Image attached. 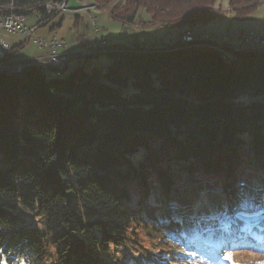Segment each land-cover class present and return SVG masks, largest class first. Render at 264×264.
Instances as JSON below:
<instances>
[{"label": "trees", "instance_id": "16d2710c", "mask_svg": "<svg viewBox=\"0 0 264 264\" xmlns=\"http://www.w3.org/2000/svg\"><path fill=\"white\" fill-rule=\"evenodd\" d=\"M65 1L0 0V17L49 22L45 3ZM257 1L227 5L241 20ZM126 2L150 22L128 6L112 22L175 35L226 16L220 0ZM176 43L107 44L105 68L83 58L61 76L0 73V264H207L193 235L201 251L264 236L242 218L264 213V49L226 63Z\"/></svg>", "mask_w": 264, "mask_h": 264}, {"label": "rangeland", "instance_id": "374dc122", "mask_svg": "<svg viewBox=\"0 0 264 264\" xmlns=\"http://www.w3.org/2000/svg\"><path fill=\"white\" fill-rule=\"evenodd\" d=\"M97 3H96V2ZM219 10L222 13H226V16H223L220 20L211 22L210 24L202 27V30H189V32L198 33V34H208V33H224L229 29H238L244 27L247 30H262L264 28V4L260 1H257L259 4L254 10L249 12L243 19L237 20L234 17V14L231 12L230 7L227 5V0H220ZM95 4L96 7L90 11H78L74 12L73 10H80L84 5ZM118 6L119 8L123 6H128L126 0H68L66 4L67 10L63 13H60L50 19V21L39 27L34 33L33 37L49 39L54 34L57 39L60 38L67 46L72 48L71 50L61 52V55H68V64L70 67H76L81 65L82 59L87 58V68L97 67L105 68L108 65L109 58L107 54L102 55H94V53L86 52V50H82L79 47V43L81 41L85 42H98V35L94 33L93 28L90 25L89 20L93 18H97V27L99 29L100 36H104L107 40L112 41L115 44H122L124 47L132 48V44L135 46L140 45H158L159 42L163 41L166 44L172 43L174 44L179 41H176V35L174 32L167 30L163 27H150L145 26L141 23L140 20L136 23V25H121L118 22H112L109 19V10L113 7ZM131 9L137 10L138 15L140 14L142 18L148 20L147 15H144L143 10L140 8L137 9L134 6H128ZM124 8V7H123ZM75 15H78V23L74 24ZM37 22V18L35 16H28L25 20V26L31 27ZM150 22V21H149ZM60 24V26H58ZM54 28V29H53ZM53 29V31H50ZM215 30V31H214ZM52 33V34H51ZM81 37H84L82 40ZM3 41L7 44H10L11 47L15 49V55L17 58L22 60H28L36 57H40L43 52L39 50L38 46L34 42H29L27 44H23V38L17 35L8 34L4 31L0 32V41ZM180 40V37H179ZM172 41V42H171ZM111 42V43H112ZM176 43V44H177ZM22 44L21 47L19 45ZM140 44V45H136ZM74 49V50H73ZM82 55H80V54ZM92 54V55H91ZM86 55V56H84ZM83 56V57H81ZM65 64V63H64ZM63 64V65H64ZM67 65V62H66ZM66 65L64 67H66ZM32 67V65H28L27 69ZM52 69V68H50ZM62 69V68H61ZM63 70V69H62ZM243 220L250 224H255L259 219L264 220V213L257 214L254 217H242ZM142 241L145 245H148L147 238L143 232H138ZM195 241L194 247L195 249H202V246L199 244L198 237L192 236ZM261 240H264L262 238ZM241 242V241H240ZM152 242L150 245L158 246L160 243ZM256 247L252 250H244L239 249L236 251V248H229L230 244L227 243V246L218 251L210 250L208 248L204 249V254L207 257H211L213 261L212 264H264V248L263 250H259L261 247L259 246V242H255ZM258 243V244H257ZM145 246V247H146ZM259 247V248H257ZM240 248V246L238 247ZM198 252V251H197ZM230 254V255H229ZM226 255H229L230 259H226ZM225 257V258H224ZM228 257V256H227ZM221 259V260H219ZM219 260V261H218ZM190 264H202L200 261H195ZM211 264V263H208Z\"/></svg>", "mask_w": 264, "mask_h": 264}, {"label": "built area", "instance_id": "2783aa9c", "mask_svg": "<svg viewBox=\"0 0 264 264\" xmlns=\"http://www.w3.org/2000/svg\"><path fill=\"white\" fill-rule=\"evenodd\" d=\"M68 0L63 2V4L56 3H47L46 5H51V12H46L48 15L54 17L60 13H63L67 10L66 4ZM89 11V6L84 5L80 10H73L74 12L78 11ZM27 16L24 17H15V19H5L4 22L0 24V32L4 31L8 34L17 35L23 38L24 45L29 42L39 43L41 45V51L44 52V55L39 58H32L28 60H22L15 58L12 55L13 48L8 44L0 41V70H3L8 73H18L19 69H26L28 65H43L49 68H52L56 75H59L62 69L70 67L68 64V55H61V52L66 48V45L62 40L57 39L54 34L49 39L35 38L33 33L39 28L44 26L48 20L42 21L41 18H37V23L31 27L25 26V20ZM91 27L95 34L98 35V42H85L81 41L79 47L86 52L94 51V49H103L107 47L109 40L106 38H99V29L97 27V19L89 20ZM199 39L211 40L212 43L219 45L220 47H233L236 50L244 51L250 50L257 45H264V29L258 31H252L247 29H241L238 31H229L227 30L224 33H208V34H198L189 32L186 37L176 39L179 41L177 44H182L190 41H199ZM233 40L236 43H233ZM166 44H151V45H140V47H165ZM80 54V53H78ZM82 55V54H80ZM226 60L231 58L224 57ZM67 62V65H66ZM65 63V64H64ZM64 64V65H63ZM66 65V67H64ZM62 68V69H61Z\"/></svg>", "mask_w": 264, "mask_h": 264}, {"label": "bare ground", "instance_id": "6f19581e", "mask_svg": "<svg viewBox=\"0 0 264 264\" xmlns=\"http://www.w3.org/2000/svg\"><path fill=\"white\" fill-rule=\"evenodd\" d=\"M49 2V1H48ZM51 2V1H50ZM47 3V2H46ZM45 3V5H46ZM53 3V2H52ZM62 4V3H61ZM44 5V7H45ZM47 8L49 9V11H51V7L50 6H47ZM35 15V14H33ZM37 18V17H36ZM93 18V17H92ZM5 19H15L11 16H2L0 17V24L2 22H4ZM93 19H97V18H93ZM37 23V22H36ZM241 29H245L244 27H241V28H238V29H229V31H238V30H241ZM264 29V28H263ZM100 32V31H99ZM189 32H185L183 33L182 35H176V39H178L179 37L182 38V37H186L188 35ZM99 38H105L104 36H100L99 34ZM63 42V40H62ZM193 42H196V43H202L204 44L205 47H208V48H211L212 50L216 51L217 53L220 54L221 56V59L226 63H230V62H233L237 55L241 54L242 52H245V51H248V50H244V51H239V50H236L234 49L233 47H220L219 45H216L214 43L211 42V40H206V39H199V41H190V42H185V43H182V44H188V43H193ZM39 50H41V45L39 43H35ZM159 44H165L163 41L159 42ZM153 47H145V49H152ZM154 48H158V47H154ZM255 48H260L258 50H263L264 49V45H257L255 46L254 48L252 49H255ZM250 49L251 51H254ZM107 50V47H104L103 49H94V51H90L91 53H94V54H101V53H105V51ZM92 55V54H91ZM86 56V55H84ZM235 56V57H234ZM83 57V56H81ZM224 57H228V58H231L229 60H226ZM235 58V59H234ZM233 60V61H232ZM73 67H67V72L70 71ZM26 69H19L18 70V73H8V72H5L3 70H0V73L1 74H4V76L6 75L7 77H17V76H20L23 74V72L25 71ZM61 74V72H60ZM59 74V75H60ZM57 75V76H59Z\"/></svg>", "mask_w": 264, "mask_h": 264}, {"label": "crops", "instance_id": "0c3cea01", "mask_svg": "<svg viewBox=\"0 0 264 264\" xmlns=\"http://www.w3.org/2000/svg\"><path fill=\"white\" fill-rule=\"evenodd\" d=\"M59 26H60V25H59ZM51 34H52V33H51ZM60 39H63V40H64V38H60ZM111 42H112V41H110L109 44H108L109 47H117V48H118V47H121V48L124 47V46H122V44H115V43H113V42L111 43ZM233 42L236 43L235 40H233ZM6 44H7V43H6ZM8 45L11 47L10 44H8ZM12 48H13V47H12ZM68 50H71V51H72V48L69 47V46H67L66 51H68ZM73 50H74V49H73ZM63 51H64V50H63ZM41 52H43V51H41ZM14 55H15V54H14ZM42 55H44V52H43ZM42 55H41V56H42ZM15 58H17V57L15 56ZM17 59H19V58H17Z\"/></svg>", "mask_w": 264, "mask_h": 264}, {"label": "water", "instance_id": "95a60500", "mask_svg": "<svg viewBox=\"0 0 264 264\" xmlns=\"http://www.w3.org/2000/svg\"><path fill=\"white\" fill-rule=\"evenodd\" d=\"M65 72H67V69H66V68H64V69L61 71L60 76L63 75Z\"/></svg>", "mask_w": 264, "mask_h": 264}, {"label": "snow or ice", "instance_id": "6c2138e0", "mask_svg": "<svg viewBox=\"0 0 264 264\" xmlns=\"http://www.w3.org/2000/svg\"><path fill=\"white\" fill-rule=\"evenodd\" d=\"M226 259H230V257H226Z\"/></svg>", "mask_w": 264, "mask_h": 264}]
</instances>
